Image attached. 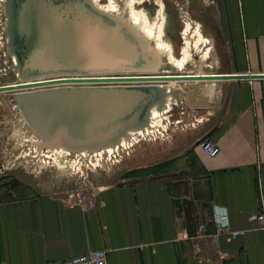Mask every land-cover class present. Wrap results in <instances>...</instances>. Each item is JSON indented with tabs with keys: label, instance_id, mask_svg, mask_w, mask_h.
<instances>
[{
	"label": "crops",
	"instance_id": "0c3cea01",
	"mask_svg": "<svg viewBox=\"0 0 264 264\" xmlns=\"http://www.w3.org/2000/svg\"><path fill=\"white\" fill-rule=\"evenodd\" d=\"M203 3L229 57L227 74H264V0ZM215 86L214 95H200L214 110L204 135L221 151L211 157L193 148L189 163L199 176L191 193L152 179L108 189L86 207L47 194L0 203V264H54L97 250H107L109 264H264V224L254 219L264 214V79ZM201 206L205 221L186 223ZM221 213L246 233L229 240Z\"/></svg>",
	"mask_w": 264,
	"mask_h": 264
},
{
	"label": "water",
	"instance_id": "95a60500",
	"mask_svg": "<svg viewBox=\"0 0 264 264\" xmlns=\"http://www.w3.org/2000/svg\"><path fill=\"white\" fill-rule=\"evenodd\" d=\"M9 49L18 60L15 92L43 147L79 151L117 143L148 124L164 83L264 79V74H160V55L125 18L92 0H7ZM216 84H207L214 95ZM181 96V91H176Z\"/></svg>",
	"mask_w": 264,
	"mask_h": 264
},
{
	"label": "rangeland",
	"instance_id": "374dc122",
	"mask_svg": "<svg viewBox=\"0 0 264 264\" xmlns=\"http://www.w3.org/2000/svg\"><path fill=\"white\" fill-rule=\"evenodd\" d=\"M123 1L120 0L121 3ZM103 2L107 3V0ZM161 2L165 5L167 17V39L175 45L176 54L181 53L185 43L183 32L186 23L192 24L190 35L196 22H199L212 45V68L204 67L205 73H227L229 57L223 42L217 40L210 30L208 7L203 0H148L137 7L145 8L155 20ZM3 6L4 0H0V86L15 84L20 79L9 49L7 16ZM164 62L160 63L159 68L162 74L173 70ZM184 85L173 115L165 120L167 128L157 127L131 148L122 147L113 155L105 153L102 158L92 154V151L85 156L82 151L81 154L72 152L68 158H61L66 163L65 168L54 164L53 157L49 155L51 152L48 157L36 152L35 141L41 140V136L27 121L16 100V93L0 92V203L47 194L62 199L69 207H86L108 189L152 179H168L174 185L175 192L191 193L196 188L199 175L190 167L189 155L194 147L201 148L203 140L208 138L204 135V127L207 126L204 122L214 114V110L209 98L200 95L201 90L205 93L204 83L187 82ZM51 149L44 147L46 152ZM99 159L101 166L98 165ZM73 161L75 166L72 165ZM162 164H169V172L161 173ZM198 211L202 215H185V222H197L199 219L204 222L205 208L201 206Z\"/></svg>",
	"mask_w": 264,
	"mask_h": 264
},
{
	"label": "bare ground",
	"instance_id": "6f19581e",
	"mask_svg": "<svg viewBox=\"0 0 264 264\" xmlns=\"http://www.w3.org/2000/svg\"><path fill=\"white\" fill-rule=\"evenodd\" d=\"M94 5L101 11L111 14L116 17H122L127 19V21L139 32L145 36L149 42V44L157 50L160 55V62L165 61L169 64L173 70H169L165 72V74H197L201 73L197 71V62L198 60L202 61L205 64L206 69L211 67L210 58H211V44L210 38L205 35L202 25L199 22L193 23L195 26L193 27L191 34L189 32L192 28V24L190 22H185V31L183 32L185 37V43L181 49V53L179 55L176 54L175 45H173L167 39V17L165 13V5L163 2L160 3V7L157 11V18L155 20L152 19L150 13L145 8L138 9V4L146 3L148 0H124L123 3L120 0H107V3L103 2L104 0H92ZM6 2L4 0L5 12H6ZM4 10V8H3ZM7 16V14H6ZM6 23V31L8 30L9 20L8 16ZM6 20V19H5ZM188 21V20H187ZM5 31V32H6ZM8 36V34H7ZM8 41L10 37H7ZM8 46V45H7ZM10 52V51H9ZM13 60L16 66V72L19 75L20 79L17 80L16 83H21L23 81L20 76L18 70V60L15 55H13ZM164 62V63H165ZM163 64V63H162ZM161 65V64H160ZM161 67V66H160ZM159 67V68H160ZM15 68V67H14ZM212 68V67H211ZM14 70V69H13ZM165 71V70H163ZM176 72V73H173ZM205 73V71H202ZM162 74V73H160ZM198 82V81H197ZM184 83L187 82H178V83H164L163 89L165 91V100L161 104L155 105L149 113V121L148 124L144 127L131 129L128 132V136H123L119 139L117 143H110L108 145H102L95 149H82L79 151L70 149L64 146H52V149L48 152L44 150L42 146L43 139L36 140V152H40L43 157L47 156L48 153L54 159V164H56L59 168H65V161L61 158H68L71 153H80L84 152L83 155L87 154V152L92 151L98 158H102L105 153H109L113 155V152H118L122 147L124 149H129L134 146L139 141L143 140L147 134H151L155 131L157 127L167 128L168 124L165 121L166 119H170L171 115H173V110L178 103V95H176V91H181L183 89ZM81 154V153H80ZM40 155V154H39ZM73 161L72 165L76 164ZM79 164V163H78ZM100 164V165H99ZM98 165L101 166V159L98 161ZM79 166H81L79 164ZM94 167V166H93ZM82 170V169H81Z\"/></svg>",
	"mask_w": 264,
	"mask_h": 264
},
{
	"label": "built area",
	"instance_id": "2783aa9c",
	"mask_svg": "<svg viewBox=\"0 0 264 264\" xmlns=\"http://www.w3.org/2000/svg\"><path fill=\"white\" fill-rule=\"evenodd\" d=\"M201 149L206 155L211 157L218 156L221 151L219 145L210 138H206L203 140V142L201 143ZM254 219H257L262 224H264V214L255 216ZM217 224L219 230L224 234H227L229 240H233L246 233L245 231L231 229L227 221V215L225 213H221L218 215ZM54 264H109L108 252L107 250H97L81 256L58 261Z\"/></svg>",
	"mask_w": 264,
	"mask_h": 264
}]
</instances>
